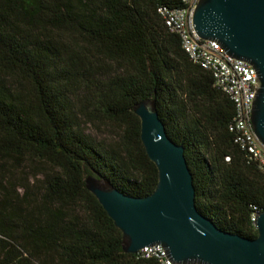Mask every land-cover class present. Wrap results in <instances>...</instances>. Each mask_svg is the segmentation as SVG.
I'll return each mask as SVG.
<instances>
[{
	"label": "trees",
	"instance_id": "1",
	"mask_svg": "<svg viewBox=\"0 0 264 264\" xmlns=\"http://www.w3.org/2000/svg\"><path fill=\"white\" fill-rule=\"evenodd\" d=\"M161 7L182 0H0V264H158L123 252L85 187L100 176L130 197L154 191L133 113L144 101L184 149L197 211L257 237L264 177L230 132L234 105L183 52ZM81 117L117 125L118 142L85 135Z\"/></svg>",
	"mask_w": 264,
	"mask_h": 264
},
{
	"label": "water",
	"instance_id": "2",
	"mask_svg": "<svg viewBox=\"0 0 264 264\" xmlns=\"http://www.w3.org/2000/svg\"><path fill=\"white\" fill-rule=\"evenodd\" d=\"M193 25L200 40L218 43L227 56L256 71L251 123L264 147V0H200ZM133 113L140 121L145 153L158 172L154 191L134 198L103 177L85 180L86 190L121 232L123 252L135 255L161 246L175 264H264V211L256 218L255 239L218 229L196 209L184 149L167 136L155 102L136 104Z\"/></svg>",
	"mask_w": 264,
	"mask_h": 264
},
{
	"label": "built area",
	"instance_id": "3",
	"mask_svg": "<svg viewBox=\"0 0 264 264\" xmlns=\"http://www.w3.org/2000/svg\"><path fill=\"white\" fill-rule=\"evenodd\" d=\"M200 0H182L176 10L159 8L158 14L170 33L179 37L183 52L189 60L211 74L214 88L225 94L235 108L230 132L248 163L256 166L264 177V147L256 138L252 123L256 96V71L246 62L226 55L219 44L200 40L193 25V15ZM229 161V158H226ZM257 216L253 217L256 223ZM140 259H154L158 264H175L161 246L147 247L137 253Z\"/></svg>",
	"mask_w": 264,
	"mask_h": 264
},
{
	"label": "rangeland",
	"instance_id": "4",
	"mask_svg": "<svg viewBox=\"0 0 264 264\" xmlns=\"http://www.w3.org/2000/svg\"><path fill=\"white\" fill-rule=\"evenodd\" d=\"M80 126L85 135L101 144H113L118 142L121 132L117 125L111 123L90 122L88 119H80Z\"/></svg>",
	"mask_w": 264,
	"mask_h": 264
}]
</instances>
